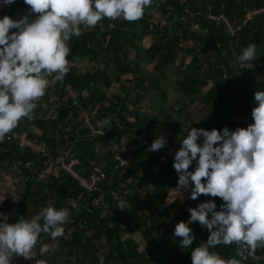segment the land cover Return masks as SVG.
Segmentation results:
<instances>
[{"label": "trees", "instance_id": "trees-1", "mask_svg": "<svg viewBox=\"0 0 264 264\" xmlns=\"http://www.w3.org/2000/svg\"><path fill=\"white\" fill-rule=\"evenodd\" d=\"M8 6L0 18L29 13L24 0ZM146 37L152 42L143 48L138 40ZM67 43L69 72L63 80L50 83L32 118L21 119L10 132L44 143L47 154L21 147L8 134L0 142V170L5 171L1 173L11 175L15 167L18 174L13 173V178L23 179L17 196L14 182L7 183L10 199L14 198L8 202L15 212L5 215L15 223L48 204L69 210L62 236L54 241L47 233L40 236L42 243L56 244L55 250L41 255L38 243L33 261L192 264L191 249H182L173 235L175 224L190 216L189 207L179 198L167 203L178 182L174 153L187 132L180 133L175 145L164 137V147L149 151L167 124L176 120L163 106L154 107L152 113L142 112L141 102L146 98L166 101L169 92L164 85L168 73H174L179 94L185 99L197 96L209 106L207 123L200 127H247L250 123L239 116L244 113L252 120V109L258 105L254 94L264 91V0H153L138 20L103 18L94 27L81 26V35ZM248 44L257 45V55L241 63L238 56ZM188 53L193 57L186 63ZM86 60L97 67L82 70L78 63ZM145 63L153 64L152 75L141 73ZM126 74L132 77L123 81ZM114 84L118 86L111 91ZM183 110L182 105L178 111ZM106 118L107 126L103 124ZM72 153L80 158L78 169L84 177L94 163L101 166L106 177L98 188L85 189L61 167L60 158ZM118 155L126 164L118 165ZM194 167L195 162L189 170ZM209 199L216 201L219 210L221 198L205 194L192 207ZM120 200L126 202L124 210L117 208ZM190 227L196 234L192 247L207 240L209 233L199 222ZM236 248L235 243L221 244L213 250L228 259L236 256ZM242 264H264V247Z\"/></svg>", "mask_w": 264, "mask_h": 264}, {"label": "clouds", "instance_id": "clouds-1", "mask_svg": "<svg viewBox=\"0 0 264 264\" xmlns=\"http://www.w3.org/2000/svg\"><path fill=\"white\" fill-rule=\"evenodd\" d=\"M152 2L24 0L30 6L28 14L0 18V142L21 119L32 118L37 101L52 80L61 81L69 72L67 57L71 49L67 42L81 35V26L94 27L103 18L138 20ZM13 3L15 0H0V5ZM256 55L257 45L248 44L238 59L246 63ZM254 99L258 105L252 109L253 122L247 127H192L174 153L177 195L190 189L193 200L201 194L222 200L219 210L213 199L189 207L188 219L174 226L179 246L191 249L192 264H242L258 247H264V91L255 92ZM103 124L107 126L109 120L106 118ZM165 144L166 139L159 136L149 151ZM118 159L125 161L119 155ZM194 162V169L189 170ZM125 204L120 200L117 208L124 210ZM69 216L67 208L51 204L30 218L20 216L15 223L0 213V264H12L14 256L33 258L38 243L41 255L55 250L56 244L42 243L40 236L47 233L53 241L62 236ZM194 222H199L209 235L192 247L196 234L190 225ZM233 243L237 248L232 258L225 259L213 250L217 245ZM35 264H47V260H36Z\"/></svg>", "mask_w": 264, "mask_h": 264}, {"label": "rangeland", "instance_id": "rangeland-1", "mask_svg": "<svg viewBox=\"0 0 264 264\" xmlns=\"http://www.w3.org/2000/svg\"><path fill=\"white\" fill-rule=\"evenodd\" d=\"M8 5H0V14L2 13V10H7L8 9ZM20 13H17L16 15H19ZM157 16H159V14H157ZM166 22V20H163V23ZM189 25L191 26L192 29L197 28V26L193 23H189ZM152 42V38L146 37L144 40H138V43H140V45H142L143 48L148 47L150 45V43ZM200 47L197 46V49H199ZM204 54V53H203ZM203 54H199L200 57L203 56ZM187 59H186V63H189L192 60L193 54L192 53H188L187 55ZM144 58V56H142ZM179 63V62H177ZM114 64V63H112ZM203 65V64H202ZM78 66L83 69H85L86 67L88 69H90L92 66L97 67L96 65H94L91 62L86 61H81L78 63ZM199 66V63H195L194 67H196L197 69ZM203 68H205V66H203L201 69L203 70ZM112 68L108 69V72H112ZM153 64H148L145 63L142 65V72L141 73H146V74H150L152 75L153 72ZM202 72V71H200ZM132 75L131 74H126L123 78V81H126L127 79L131 78ZM176 75L174 73H168V79L166 80V83L164 85V89H166L169 92V98L164 101V100H151L150 98H146L144 101H142L141 103V110L142 112H148V113H152L154 112V107H159V106H163L165 107L168 111H170L173 115V117L176 120V123L171 125L167 124V127L165 128V131L163 132L162 136L165 138L169 139V143L171 145H175L178 141L179 138L182 136L180 133H186L188 132L192 127H198V128H205L210 130V128L208 126H203L200 127L201 125H206L207 123V114L209 112V106H206L203 102L201 98L196 97H189L188 99H185V97H183L181 94H179L177 92V89L174 85V79H175ZM54 82V80H52ZM122 81V82H123ZM118 85L114 84L110 90L114 91L116 89ZM184 106V110L183 111H178V109L180 108V106ZM244 113L240 114L239 118L243 119L246 123H252L253 121L250 120L247 117H244L243 115ZM199 121V122H197ZM187 125L189 126V129H185V126ZM179 133V135H178ZM168 152V150H166V153ZM165 153V152H164ZM13 173H17L16 168L14 167V171ZM13 173L11 174L10 178H8L6 175H3L2 173V179L3 180V184L4 181L6 183L13 181L14 185L16 186V188H14V193L17 196L19 194L20 189L23 186V179L21 178V176L16 175V180L13 178ZM18 174V173H17ZM12 179V180H11ZM1 184V181H0ZM177 186V185H176ZM176 186L174 188H176ZM172 189L171 194L168 197V201L167 203H171L172 200H176V198H179L181 200V204L186 205V207H192V205H194L195 200L190 198V189L189 190H181L180 194L177 195L175 189ZM13 194V193H12ZM14 195V194H13ZM14 199V198H13ZM11 198V200H13ZM7 201V200H5ZM9 203V202H8ZM180 204V203H179ZM15 212V209H13L12 211H10L11 214H13ZM1 213V211H0ZM144 247V246H143Z\"/></svg>", "mask_w": 264, "mask_h": 264}, {"label": "built area", "instance_id": "built-area-1", "mask_svg": "<svg viewBox=\"0 0 264 264\" xmlns=\"http://www.w3.org/2000/svg\"><path fill=\"white\" fill-rule=\"evenodd\" d=\"M211 17L215 18L214 16H211ZM222 18L224 17L222 16ZM8 136L16 140L19 143V145L23 148H32L36 152L42 153L43 155L47 154V150H46L44 143L35 142L34 140L27 137L25 134H22L16 131V132H13L11 135L9 133ZM60 162H61V167L67 170L71 175H73L79 181V183L85 189L89 191H93L96 188H98L99 182L105 179L106 177V173L103 171L101 166L97 163H94L92 170L88 177L82 176L80 174V170L78 169V166L81 164V160L74 153L61 157ZM124 164H126V161L122 163L120 160L118 165H124Z\"/></svg>", "mask_w": 264, "mask_h": 264}, {"label": "crops", "instance_id": "crops-1", "mask_svg": "<svg viewBox=\"0 0 264 264\" xmlns=\"http://www.w3.org/2000/svg\"><path fill=\"white\" fill-rule=\"evenodd\" d=\"M28 9H30L29 5H28ZM1 171L2 170H0V181H1V184H0V211H1V213L6 214L9 210L12 209V208H10L11 204L8 203V201L11 202V199H10V195H11L10 188L11 187L6 188L7 183L5 181H4V184H3V180L4 179H2V177H1L2 176L1 175ZM13 171H14V169L11 170V173H13ZM2 172H5V171H2ZM6 176L8 178H10L11 175L8 174ZM5 200H7V201H5ZM0 219H2V217H0ZM33 254H34V252H33ZM12 264H35V261H33V258L25 259L22 256H14L12 258Z\"/></svg>", "mask_w": 264, "mask_h": 264}]
</instances>
